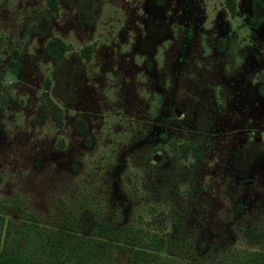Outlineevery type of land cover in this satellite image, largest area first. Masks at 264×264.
<instances>
[{
    "label": "rangeland",
    "instance_id": "1",
    "mask_svg": "<svg viewBox=\"0 0 264 264\" xmlns=\"http://www.w3.org/2000/svg\"><path fill=\"white\" fill-rule=\"evenodd\" d=\"M234 1L0 0V240L31 214L165 233L167 264L264 251V0Z\"/></svg>",
    "mask_w": 264,
    "mask_h": 264
},
{
    "label": "trees",
    "instance_id": "2",
    "mask_svg": "<svg viewBox=\"0 0 264 264\" xmlns=\"http://www.w3.org/2000/svg\"><path fill=\"white\" fill-rule=\"evenodd\" d=\"M48 6L57 11V0H47ZM231 14L235 11V1L225 0ZM67 50V45L55 37L46 44V53L50 59H57ZM48 82L44 83L42 95L47 102L51 116L57 125L61 124L59 108L51 101L48 93ZM27 219L24 227L17 228V236L6 229L0 240V264H115L111 253L101 248L113 241L119 253L130 254V264H167L159 261L161 251L169 247L170 242L165 233H150L143 239L138 234L130 236L127 231L115 232L109 230L106 222H99L87 238L77 229L76 218L68 219L62 229L56 231L40 228L34 222L31 214H23ZM157 221H161L158 219ZM123 236V242H119ZM9 237V238H8ZM264 241V231L260 232ZM115 239V241H114ZM143 239V242L141 241ZM220 264H264V251H238Z\"/></svg>",
    "mask_w": 264,
    "mask_h": 264
},
{
    "label": "water",
    "instance_id": "3",
    "mask_svg": "<svg viewBox=\"0 0 264 264\" xmlns=\"http://www.w3.org/2000/svg\"><path fill=\"white\" fill-rule=\"evenodd\" d=\"M176 113L178 114L179 112L178 111H176ZM257 140H258V138H257ZM158 156H155V158H157Z\"/></svg>",
    "mask_w": 264,
    "mask_h": 264
},
{
    "label": "flooded vegetation",
    "instance_id": "4",
    "mask_svg": "<svg viewBox=\"0 0 264 264\" xmlns=\"http://www.w3.org/2000/svg\"><path fill=\"white\" fill-rule=\"evenodd\" d=\"M235 12V11H234ZM231 14V13H230ZM234 14V13H233ZM232 15V14H231Z\"/></svg>",
    "mask_w": 264,
    "mask_h": 264
}]
</instances>
